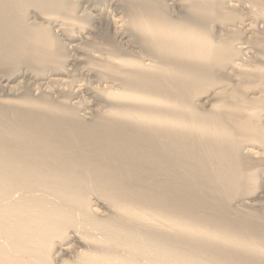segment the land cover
Instances as JSON below:
<instances>
[{
	"label": "bare ground",
	"instance_id": "obj_1",
	"mask_svg": "<svg viewBox=\"0 0 264 264\" xmlns=\"http://www.w3.org/2000/svg\"><path fill=\"white\" fill-rule=\"evenodd\" d=\"M109 1L0 0V264H264V0Z\"/></svg>",
	"mask_w": 264,
	"mask_h": 264
},
{
	"label": "rangeland",
	"instance_id": "obj_2",
	"mask_svg": "<svg viewBox=\"0 0 264 264\" xmlns=\"http://www.w3.org/2000/svg\"><path fill=\"white\" fill-rule=\"evenodd\" d=\"M110 3V4H109ZM109 3L107 2L106 3V5L103 7L104 8V10L105 11H107V12H109L110 11V7L112 8V6H113V8L111 9V11L110 12H115V10H113V9H117L118 8V5L120 4L119 2H117L116 0H114V1H109ZM110 5V6H108L107 7V5ZM107 7V8H106ZM117 7V8H116ZM107 10H106V9ZM109 8V9H108ZM116 15H118L119 17H120V15H122V13H120V12H118V14H116ZM121 18V17H120ZM243 21H245V20H243ZM94 25V24H93ZM111 34L113 33V31L110 29V31H109ZM73 52H75V50H72ZM77 54H81V53H77ZM82 57H84V55L82 54ZM83 61H84V63H83ZM85 60H82V63L84 64V66H83V64L80 62V63H78L80 66V68L81 69H78V64L75 66V64H73V65H69L70 66V69H72V67L74 68V71L77 73V76L79 77H77V76H75L76 74L74 73V71H73V75H72V77H71V79H75V81H77L78 83H80V81L79 80H81V84H84L83 85V89L81 90V93H80V100L81 99H83V100H86L87 102L89 101V104L86 102V104H85V106H87V108H88V110H90L89 112L90 113H88L86 116L87 117H91L92 116V114L94 115V114H96L97 113V111L101 108V110H104L105 108H106V106H107V104L103 101L102 102V100L99 98V99H97L96 98V95L95 96H92L86 89H87V87H86V84H87V86H88V88L90 87L89 85L90 84H94V85H92V86H95V84H96V81L98 80H96V77L94 78H92L89 74H88V72H86V64H85ZM85 67V68H84ZM84 68V69H83ZM83 69V70H82ZM73 70V69H72ZM71 70V71H72ZM79 71H80V74L81 73H84V74H82L81 76L82 77H80V74H79ZM83 71V72H82ZM71 73V72H70ZM88 74V75H86V74ZM75 74V75H74ZM5 76V75H4ZM3 76V77H4ZM76 77V78H75ZM85 77H86V79H88V81L90 82L91 81V83H87V81L86 80H83V79H85ZM91 77V78H90ZM7 78H9V77H7V76H5V79H7ZM77 78H78V80H77ZM10 80H12L11 78H9ZM84 81V83H82L83 81ZM5 83H11V84H14V83H12L11 81H8V80H5L4 82H2V86H4V84ZM2 86L0 85V93H1V95H3V96H1L0 95V98H4V99H8V98H11V97H14V96H11V95H8L9 93L8 92H10L9 90H8V88L7 87H5V88H2ZM91 86V87H92ZM85 87V88H84ZM90 87V88H91ZM84 91H86V92H84ZM3 92V93H2ZM95 97V98H94ZM82 100V101H83ZM85 102V101H84ZM103 104H105L106 106H102ZM100 105V106H99ZM98 106H99V108H98ZM105 107V108H104ZM101 110H99L98 112H100ZM82 114H83V112H81ZM90 114V115H89ZM259 175H258V177H257V179H258V184L256 185L257 186V190L256 191H253V192H251V194L253 195V197H252V201L253 202H257L256 204H263L264 203V173H263V170L262 171H260L259 170ZM262 172V173H261Z\"/></svg>",
	"mask_w": 264,
	"mask_h": 264
}]
</instances>
